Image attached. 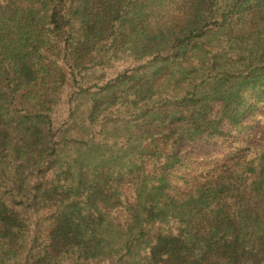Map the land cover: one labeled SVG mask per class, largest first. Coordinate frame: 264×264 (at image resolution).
<instances>
[{"label": "trees", "instance_id": "trees-1", "mask_svg": "<svg viewBox=\"0 0 264 264\" xmlns=\"http://www.w3.org/2000/svg\"><path fill=\"white\" fill-rule=\"evenodd\" d=\"M108 256L264 264V0H0V264Z\"/></svg>", "mask_w": 264, "mask_h": 264}, {"label": "rangeland", "instance_id": "rangeland-1", "mask_svg": "<svg viewBox=\"0 0 264 264\" xmlns=\"http://www.w3.org/2000/svg\"><path fill=\"white\" fill-rule=\"evenodd\" d=\"M58 106L60 107V110L62 112H64V114H65V106H64L63 102H59ZM97 129L99 130L100 128H97ZM97 138H101L98 142H96L97 144H106V145L107 144L108 145L113 144V142L116 140V138H114L112 135H110L108 133L107 129L104 130ZM96 154L97 153H94V154H91V155H96ZM174 177H176V176H173V178ZM117 256H114V257L108 256L103 261L99 262L98 264H117V262H116V257Z\"/></svg>", "mask_w": 264, "mask_h": 264}]
</instances>
